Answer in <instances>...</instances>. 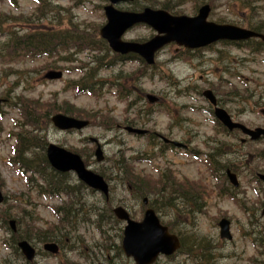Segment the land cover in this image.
<instances>
[{"label":"rangeland","instance_id":"374dc122","mask_svg":"<svg viewBox=\"0 0 264 264\" xmlns=\"http://www.w3.org/2000/svg\"><path fill=\"white\" fill-rule=\"evenodd\" d=\"M45 1L47 4L43 15L47 19L43 20L42 11L34 1L17 0V5L12 7L7 0H0V19L7 22L0 24V33L20 25L15 26L20 28V34L36 29L61 31L70 36L81 33L87 39L98 38V30L105 23L102 12L105 3L102 0ZM147 1L141 0L140 5L149 6ZM152 1L161 3L164 0ZM169 1H178L174 12L186 16L193 15L198 3V0ZM205 1L212 7L210 21L241 26L264 22V0H248L252 4L251 9L242 7L244 0ZM154 6L159 8L156 4ZM119 8L130 7L122 5ZM152 34L150 28L140 26L127 32L124 39H148ZM77 47L81 49L85 46L82 43ZM90 50L88 47L85 52ZM56 56L59 57L42 56L33 61L26 58V61L18 63H7L0 58V97L7 100L6 106L0 107V191L5 197V201L0 204V214L7 213L10 220H19V226L22 216L21 233L28 231L30 235L37 229L43 232L57 223L52 208L59 205L60 201L43 199L32 193L15 167L8 165V161H12V151L16 150L18 131L27 141L36 144L39 143L36 138L43 135L41 139L44 144H55L76 152L82 158L85 156L86 164L92 171H104L108 177L120 179L127 176L126 182L132 180L131 185L137 196L141 195L142 198L148 194L153 206L159 211L161 221L185 240V246L191 247L189 244L192 243L193 250L189 257L176 255L169 259L161 258L156 264H264V245L260 249L251 243L254 226L249 224V215L253 213L257 218L254 225L261 224L264 233V218L260 219L259 211H256L264 203V192L254 178L255 173L264 172V140L241 144L239 134L227 135L215 123L208 105L200 95L206 89L211 90L234 121L249 128L263 127V57L221 44L195 54L181 55V50L170 45L158 53L153 69L126 61L100 70L98 75L102 83L95 95H89L86 91L77 93L66 86L70 81H79L88 61L85 53L73 55L75 60L71 61H58ZM49 69L62 71V78L45 81L43 75ZM119 70L122 71L120 87L141 97L131 109L127 108L126 102L119 100L115 88L109 86ZM145 94L157 96L159 105L149 107ZM11 103L20 106V110L14 109ZM22 109L26 112V120ZM62 111H66L69 116L90 121V126L81 132L56 131L46 116ZM34 117L36 122L32 123ZM127 125L148 130L155 144L149 146L150 135L136 137L125 133L122 127ZM160 136L186 142L200 156L194 159L181 152H167L163 158L152 159L151 164L139 162V158L157 149ZM88 138L98 139L107 163L95 162V148L87 142ZM211 148L221 150L220 162L223 165L219 170L204 158L207 153H211ZM35 151L38 154L40 149ZM36 154L32 157H38ZM226 163L233 166L237 173L239 187L236 190L225 182ZM163 171H167L165 175L170 174L168 179L175 186L166 189L165 196L160 197L158 181L162 179L160 173ZM71 177L75 180L74 175ZM110 185L113 187L112 206L126 208L138 221L141 198L134 202L116 180ZM231 192L236 199L229 198ZM172 194L175 196L169 200ZM99 196L82 191V198L88 207L103 209L104 204ZM182 199L184 202L180 201ZM237 200L244 209L240 208ZM223 218L230 221L231 242L221 241L218 237L217 224ZM109 223L106 220L104 225ZM118 229L106 233L103 240L100 232L85 226L83 230L80 229L81 232L65 236L71 239L70 244L75 239L82 240L73 246V251L63 249L57 257L38 254L31 264H129L116 252L120 243L117 238L115 240V234L119 236ZM8 241L9 234L0 225V264H23V259L9 248ZM33 241L34 248L41 250L42 243ZM99 244L108 250L99 251ZM111 245L116 248L110 249ZM91 251L95 257L89 260L88 253Z\"/></svg>","mask_w":264,"mask_h":264},{"label":"water","instance_id":"95a60500","mask_svg":"<svg viewBox=\"0 0 264 264\" xmlns=\"http://www.w3.org/2000/svg\"><path fill=\"white\" fill-rule=\"evenodd\" d=\"M110 5L104 8L107 23L99 31L102 39L106 40L111 50L115 53L125 55L130 52L139 55L148 65L153 64L155 53L169 43L183 46L188 49L204 47L219 40H245L250 37H261L254 32L240 29L231 25H217L207 22L209 7H201L197 15L192 18L185 16H171L162 10L143 9L139 13L120 12L115 10L112 5L129 2L130 0H106ZM146 24L156 31V35L145 43H127L121 40L124 32L135 24ZM60 73L49 72L48 79H56ZM203 96L213 105L216 104L212 92L205 91ZM149 102H154L155 98L147 96ZM1 102V100H0ZM216 118L228 129H239L243 134L248 135L251 140H256L264 136V129L256 128L248 130L244 126L232 123L228 114L222 109H215ZM53 125L60 130L82 129L88 123L57 114L51 117ZM127 132L143 134L142 131L125 128ZM46 156L51 166L59 172L73 171L78 179L89 187L107 195V185L103 179L85 169L78 155L72 154L55 145H49ZM97 161L102 160V152L99 146L95 150ZM230 182L236 187L235 176L228 173ZM264 182V175H259ZM2 198L0 196V202ZM144 202H146L144 200ZM114 215L119 220H125L127 226L124 228V239L122 249L126 256H132L136 264H152L159 254L170 255L179 247L175 236L169 235L167 228L159 224L152 210H146L144 219L141 223H134L128 219L126 212L121 208L113 210ZM264 214V209L262 211ZM13 228V223L10 222ZM220 237L230 238L228 233V222L220 221ZM19 249L26 258L31 261L34 250L26 243L20 242ZM44 249L56 253L57 247L54 244L44 245Z\"/></svg>","mask_w":264,"mask_h":264},{"label":"trees","instance_id":"16d2710c","mask_svg":"<svg viewBox=\"0 0 264 264\" xmlns=\"http://www.w3.org/2000/svg\"><path fill=\"white\" fill-rule=\"evenodd\" d=\"M140 1L141 0H133L132 4H131V8L133 10H137L142 8V6L140 5ZM192 2H194V0H191ZM13 3H15V0H12ZM206 2L205 0H198V3L196 5V7L198 5H200L201 3ZM147 3L152 6L154 4H156L158 7L163 8L166 11L175 13V9L178 6V1L177 2H173V1H169V0H164L161 3H157L156 1H152V0H148ZM154 3V4H152ZM47 4V1L45 0H41L38 2V9L40 11H42V19L45 20L47 19L46 17H44V7ZM242 7L244 9H251L252 8V4L251 2H249L248 0H244L242 3ZM177 13V12H176ZM10 18V17H8ZM57 20H59V18L57 17ZM0 24H7L6 21H3L2 19H0ZM19 26V25H18ZM245 26V25H244ZM250 29H253L255 31H263L264 29V22H251L249 23L248 26ZM59 33V31H53V32H34V33H26V34H21L20 35V28H15L13 27L12 29L6 31L5 33H2V42L0 43V54L3 51H8L10 54L13 55V59L15 62H19L20 61V57L21 56H27L28 53H32V54H41V53H45V52H53L54 50L51 48L57 45L62 44V41L57 38L55 35H57ZM73 42L74 41H78L79 44H82L85 46V48H90L91 49V45L95 46V48L91 49L92 52H94L93 54L95 55H100V56H96L93 59V66L89 67L88 69V74H86V78L88 80V82L90 83L92 81L93 78L96 77V75L98 74V71L103 70L105 68H107L109 66V64L107 66H105V64L109 63V59H112L114 61H116V56H108V49L106 48L105 44L99 40L98 38L95 37V39H87L85 38L81 33L75 34L74 38L71 39ZM241 47H246L248 49H250L252 52H256V53H264V42H260V41H248L246 43H241L238 44ZM99 53V54H98ZM92 56V55H91ZM108 56V57H106ZM124 91V90H123ZM126 92V93H125ZM125 92H123L125 95H127V93H130V90L126 89ZM140 101V98L138 97V102ZM62 113L67 114L66 111H62ZM48 115L46 116V119L48 120ZM36 117H34L32 119V123L36 122ZM39 136V135H37ZM43 137V135H41V138ZM40 137H37L36 139H38L39 143H32L30 141H27L26 137H20V142H18V153H17V157H18V161L17 164L20 165L21 168H23L25 171L27 172H31L33 175H37V177H39L42 182L43 185H38L36 181H33L31 178H29L28 183L31 185L33 184L36 189L37 192L39 194H46V195H55L57 194L59 191H63L65 192L66 188H68L67 185H65V179L67 178L66 175H60L56 174L54 172H51L49 169V172L46 170V168L48 167L47 161L45 160V156L43 154V148H44V143L42 142V139ZM34 148H40V152L38 154H36L38 157H26L25 154L27 152H31L33 151ZM21 159V160H20ZM109 166L110 163H108ZM119 171H117V175H118ZM45 175V177L43 175ZM100 174L102 176H104L107 180H110V178L108 177L107 174L104 173V171H100ZM126 176V173H124ZM130 177V175H128ZM127 179V176L125 177V180ZM169 180V179H168ZM166 182H173V181H166V180H161L159 181V191L158 194H160L159 196H165L164 194H166V191L168 189H173L174 188V182L171 184H166ZM74 188L72 187V190ZM167 189V190H166ZM166 190V191H165ZM165 191V192H164ZM183 191V190H182ZM179 191V192H182ZM164 192V193H163ZM171 193L175 194L177 193L176 191H171ZM71 195H76L75 192L71 191V193H68ZM170 195L169 196V200L172 199L171 196H175V195ZM165 198V197H164ZM166 204V203H165ZM168 206L171 207L170 204H167ZM2 219L6 222V218L1 216ZM21 219V217H20ZM62 221L65 223L70 224L72 221L70 219H68V216H65V218H62ZM253 218H250V225L253 223ZM16 224H19V220H17ZM20 228H21V221H20ZM254 229L252 230L255 234V237H253L256 242L258 244H262L263 242V235L261 232V227L256 224L253 227ZM17 231L19 232V227L17 229ZM60 231H57L56 228H48L45 231H41V230H35L33 232L32 235L29 234L28 231L22 232L21 231L18 233V236L16 237V235H13L12 237V246L15 249V244L17 242V240L20 239H26V240H35V241H41V242H49V241H54L57 242V240L55 239L57 237V233ZM192 247V243L189 244ZM183 247V244H182Z\"/></svg>","mask_w":264,"mask_h":264}]
</instances>
